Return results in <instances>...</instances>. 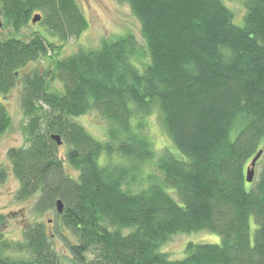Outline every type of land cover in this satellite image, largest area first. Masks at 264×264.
Wrapping results in <instances>:
<instances>
[{"label":"trees","instance_id":"16d2710c","mask_svg":"<svg viewBox=\"0 0 264 264\" xmlns=\"http://www.w3.org/2000/svg\"><path fill=\"white\" fill-rule=\"evenodd\" d=\"M114 1L129 6L143 44L126 33L55 59L60 46L42 30L60 43L78 37L87 22L76 1L0 0L12 33L0 38V97L20 88L24 137L0 183L12 175L16 201L53 215L72 264H264V0H242L239 23L221 0ZM35 15L38 30L13 36ZM44 57L45 71H24ZM90 113L105 140L78 122ZM154 114L170 149L153 148ZM11 123L0 100V137ZM4 223L0 214V264H62L46 221L25 223L20 240L3 236ZM196 231L220 244L188 243L180 260L160 252Z\"/></svg>","mask_w":264,"mask_h":264},{"label":"rangeland","instance_id":"374dc122","mask_svg":"<svg viewBox=\"0 0 264 264\" xmlns=\"http://www.w3.org/2000/svg\"><path fill=\"white\" fill-rule=\"evenodd\" d=\"M81 13L83 14L87 28L76 38H70L64 43L55 41L47 36L42 30V34L57 46L54 51V58H63L69 56L79 49L97 48L102 40H111L117 36L131 33L138 43L143 44L141 36L140 24L131 13L127 4H120L114 0H75ZM223 4L230 9L235 18V22L239 23L244 13L242 0H221ZM1 22V18H0ZM36 23L23 29L20 33L15 34L17 38H25L32 30H38ZM12 35L10 29L0 26V38L10 37ZM49 67V59L40 58L35 63L29 64L24 71L37 70L45 71ZM20 88L12 89L3 100L8 113L12 119L9 130L0 137V167L5 165L8 168L6 160V152L13 147L24 145V137L22 135L23 115L19 106ZM78 122L85 130L98 140H105L106 124L95 113H90L78 119ZM148 137L153 144L155 151L162 148H171V142L161 129L160 124L154 114L148 119ZM174 152V150H173ZM60 156L64 154V148L59 151ZM255 178V174H254ZM18 189V182L12 175L8 174L5 181L0 183V214L5 216V223L1 227V233L8 240H20L22 226L31 221H46V230L50 235L53 249L60 257L62 264H72L71 255L66 247V241L70 240L69 234L63 228L53 221L52 214H46L41 219L31 214L32 200L19 202L15 199V193ZM172 197L176 199L174 191L168 189ZM252 229L254 224L251 225ZM188 243L201 244L211 243L220 244V238L217 234L207 231H196L190 233H178L172 235L170 240L162 244L160 252L166 254L170 260H180L185 257V248Z\"/></svg>","mask_w":264,"mask_h":264},{"label":"water","instance_id":"95a60500","mask_svg":"<svg viewBox=\"0 0 264 264\" xmlns=\"http://www.w3.org/2000/svg\"><path fill=\"white\" fill-rule=\"evenodd\" d=\"M39 20H40V15H35V16L32 18L31 22H32V23H36V22H38ZM52 139L56 142L57 146H60V145H61V141H60V138H59L58 135H52ZM260 155H261V151L258 152V153L255 155V157H254V158L251 160V162H250V166H249V168L247 169V172H246V182H247V183H251L252 180H253L255 163H256L257 160L259 159ZM56 209H57V212H58L59 214L62 213V211H63V204H62L61 200H57V201H56Z\"/></svg>","mask_w":264,"mask_h":264}]
</instances>
